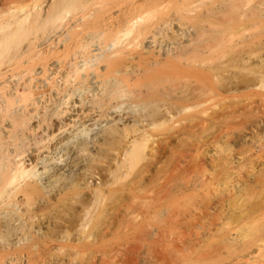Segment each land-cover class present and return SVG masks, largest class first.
Listing matches in <instances>:
<instances>
[{
    "label": "bare ground",
    "instance_id": "obj_1",
    "mask_svg": "<svg viewBox=\"0 0 264 264\" xmlns=\"http://www.w3.org/2000/svg\"><path fill=\"white\" fill-rule=\"evenodd\" d=\"M150 145L95 263L264 264V0H0V264H41L49 205L103 215Z\"/></svg>",
    "mask_w": 264,
    "mask_h": 264
},
{
    "label": "rangeland",
    "instance_id": "obj_2",
    "mask_svg": "<svg viewBox=\"0 0 264 264\" xmlns=\"http://www.w3.org/2000/svg\"><path fill=\"white\" fill-rule=\"evenodd\" d=\"M241 79L245 80V75L239 76L237 80ZM228 83L227 80H224L222 85L226 87ZM152 147L150 145V148L146 151L148 155L147 159L142 160L138 168L132 174L128 175L120 185L106 186L107 203L103 215L95 214L93 219L92 215L87 219L86 224H84L82 222V218L85 215L83 209L89 206V195L84 193L79 196L73 195L67 197L64 202L55 203L46 207L45 212L48 213L53 221L50 228L42 233H38L31 242L26 241L27 243H22L19 247L32 245L35 251H40L42 257L41 264H57V259L65 256L61 245L70 244L76 247L77 250H80L77 256L72 257V264H96L94 257L86 249L89 244L88 236L95 227L100 228L101 234L98 237V241L108 243V249L115 248L120 242L127 239L128 232L125 233L120 228L121 211L127 203L128 194L135 180L140 179L137 174L138 169L152 159L150 156ZM60 231H66L69 238L65 241L60 239ZM7 241L4 240L8 245L9 241ZM4 242L0 241V247L3 246L2 244ZM42 245H45L46 248H40ZM126 258H124V262L125 264H129L130 261L127 262Z\"/></svg>",
    "mask_w": 264,
    "mask_h": 264
}]
</instances>
